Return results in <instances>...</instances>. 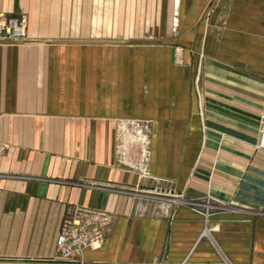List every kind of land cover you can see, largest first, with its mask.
<instances>
[{"label":"crops","instance_id":"1","mask_svg":"<svg viewBox=\"0 0 264 264\" xmlns=\"http://www.w3.org/2000/svg\"><path fill=\"white\" fill-rule=\"evenodd\" d=\"M177 3L89 67L0 45V264H264V0Z\"/></svg>","mask_w":264,"mask_h":264},{"label":"rangeland","instance_id":"2","mask_svg":"<svg viewBox=\"0 0 264 264\" xmlns=\"http://www.w3.org/2000/svg\"><path fill=\"white\" fill-rule=\"evenodd\" d=\"M177 2L178 0H0V14L10 19L26 20L21 37L0 40V45L30 44V60H82L89 67L92 59H106L105 54L91 52V45L104 43L103 41L133 45L138 41H144L142 34L148 31V28H154L153 22L156 24L155 21H147L146 18L163 15L168 7L172 9L170 18L176 17ZM209 13L210 11L207 15ZM28 27H30V37ZM178 55L177 61L182 62V53L179 52ZM196 56L198 61H201L204 54L197 53ZM138 57L139 54L133 52L109 54L110 60L135 61L139 59ZM34 71L37 72L36 69ZM84 71L90 72V68ZM197 203L202 202H199L198 198H192L194 209ZM197 210L204 218L213 212L206 211V208ZM75 220L81 223V229L86 236L91 232L93 235L98 232L102 237L99 229L87 228L86 221L89 218L85 213H74L68 216L64 223ZM56 248L61 254L57 245Z\"/></svg>","mask_w":264,"mask_h":264},{"label":"built area","instance_id":"3","mask_svg":"<svg viewBox=\"0 0 264 264\" xmlns=\"http://www.w3.org/2000/svg\"><path fill=\"white\" fill-rule=\"evenodd\" d=\"M26 20L24 18L10 19L0 14V40L16 39L24 33ZM17 31H15L16 29ZM208 208H206L207 211ZM207 214V212H206ZM102 242L101 235L96 232L86 236L81 229V223L77 220L70 223H63L58 234L56 245L64 258H69L73 254H80L85 247L97 248Z\"/></svg>","mask_w":264,"mask_h":264}]
</instances>
